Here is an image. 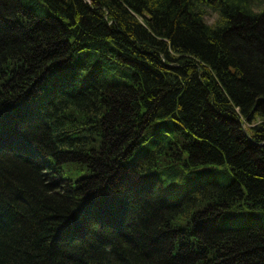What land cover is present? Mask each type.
I'll list each match as a JSON object with an SVG mask.
<instances>
[{
	"label": "trees",
	"instance_id": "16d2710c",
	"mask_svg": "<svg viewBox=\"0 0 264 264\" xmlns=\"http://www.w3.org/2000/svg\"><path fill=\"white\" fill-rule=\"evenodd\" d=\"M229 210L264 212V0H0V264H264Z\"/></svg>",
	"mask_w": 264,
	"mask_h": 264
},
{
	"label": "rangeland",
	"instance_id": "374dc122",
	"mask_svg": "<svg viewBox=\"0 0 264 264\" xmlns=\"http://www.w3.org/2000/svg\"><path fill=\"white\" fill-rule=\"evenodd\" d=\"M205 181H215L218 184L226 185L229 183L230 178L224 167L216 165L203 166L197 169L190 181L181 183L173 189L171 185H167L166 190L172 198L180 199L193 184ZM252 226L264 228V212L229 210L222 215L217 224L220 231L238 230Z\"/></svg>",
	"mask_w": 264,
	"mask_h": 264
},
{
	"label": "clouds",
	"instance_id": "9594fccd",
	"mask_svg": "<svg viewBox=\"0 0 264 264\" xmlns=\"http://www.w3.org/2000/svg\"><path fill=\"white\" fill-rule=\"evenodd\" d=\"M254 11H261L260 9H254Z\"/></svg>",
	"mask_w": 264,
	"mask_h": 264
}]
</instances>
